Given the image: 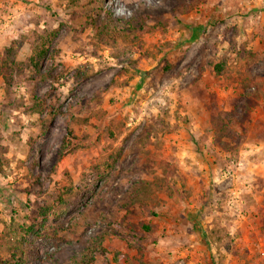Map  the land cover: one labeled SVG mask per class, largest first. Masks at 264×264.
<instances>
[{
	"label": "rangeland",
	"instance_id": "374dc122",
	"mask_svg": "<svg viewBox=\"0 0 264 264\" xmlns=\"http://www.w3.org/2000/svg\"><path fill=\"white\" fill-rule=\"evenodd\" d=\"M15 39L0 264H264V0H0Z\"/></svg>",
	"mask_w": 264,
	"mask_h": 264
},
{
	"label": "trees",
	"instance_id": "16d2710c",
	"mask_svg": "<svg viewBox=\"0 0 264 264\" xmlns=\"http://www.w3.org/2000/svg\"><path fill=\"white\" fill-rule=\"evenodd\" d=\"M92 25L96 27L97 29H101L102 27H104L102 25V22H96V20L92 22ZM60 29L61 28L53 30L50 33L49 37L45 38L43 41H41L39 44L33 47L32 54L29 56L28 62H27L29 68L33 72L31 76L33 80H46L48 78L49 74H46V71L44 70V63L52 55L51 54L52 44H53L54 38L57 37ZM20 43H21L20 40L15 39L11 42V44L8 47H6L5 49L6 57L3 60H0V69L4 66L8 67L10 63L12 64L16 63V56L18 53ZM215 70L217 73L222 72V68L219 64L215 67ZM49 107H46L45 105L44 108H42V111H47L46 118L41 119L42 130L44 132L47 130L48 126L51 124L52 120L54 119L56 114L59 112L58 110L56 112L51 106ZM70 122L71 120L67 121L68 129L61 143L58 156H57V162L61 161L63 157L68 155L74 149L73 139L76 138V134L74 130L70 127ZM21 264H24V262L22 261Z\"/></svg>",
	"mask_w": 264,
	"mask_h": 264
}]
</instances>
